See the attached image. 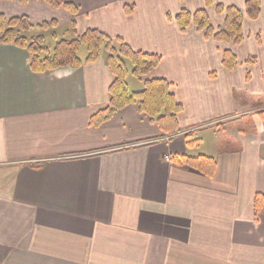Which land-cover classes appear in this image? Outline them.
<instances>
[{
  "label": "crops",
  "instance_id": "obj_1",
  "mask_svg": "<svg viewBox=\"0 0 264 264\" xmlns=\"http://www.w3.org/2000/svg\"><path fill=\"white\" fill-rule=\"evenodd\" d=\"M66 1L76 14L41 0H0V13L160 55L146 78L167 80L182 110L160 126L136 102L93 124L114 79L105 54L36 72L27 49L0 43V264H264V10L235 44L176 16L206 9L218 31L217 5L246 0ZM199 156L212 174L187 160Z\"/></svg>",
  "mask_w": 264,
  "mask_h": 264
},
{
  "label": "trees",
  "instance_id": "obj_2",
  "mask_svg": "<svg viewBox=\"0 0 264 264\" xmlns=\"http://www.w3.org/2000/svg\"><path fill=\"white\" fill-rule=\"evenodd\" d=\"M29 0H21L27 3ZM55 8H65L76 14L78 7L66 0H45ZM217 11L225 14L223 27L218 31L212 25L208 11L201 9L191 13L186 9L176 16L178 25L185 30L186 27L195 26L198 30H205L207 35H213L218 41H226L238 44L243 41V23L245 16L256 20L264 6L261 0H246L245 12L235 6L224 7L217 5ZM75 28L76 23L72 21ZM57 26L56 20L51 22L33 23L29 16H7L0 13V43L14 44L25 48L30 53V66L36 72H46L61 67H80L84 62L80 58L82 47H86L88 55L85 62H95L102 54H108L106 59L113 74V82L109 88V104L92 118L93 124L101 123L110 118L115 111L130 103H138L140 110L155 119L160 126L166 124V120L174 124L177 114L182 110V105L175 98L165 79H149L148 75L159 66L162 57L158 54L134 50L122 38L113 39L98 29H88L72 40H61L53 48L46 47V39L42 34L28 37L25 33L35 30H48ZM115 42L119 48L115 47ZM223 63L232 66L234 57L226 51ZM130 66L132 71H130ZM132 74L144 82L143 90L131 92L127 83L128 76ZM264 116V110L261 111ZM187 159V158H186ZM200 161L206 164L209 173L215 168V161L206 156L187 159L188 162ZM198 165L197 167L199 168ZM255 215L264 214V192H259L254 198Z\"/></svg>",
  "mask_w": 264,
  "mask_h": 264
},
{
  "label": "rangeland",
  "instance_id": "obj_3",
  "mask_svg": "<svg viewBox=\"0 0 264 264\" xmlns=\"http://www.w3.org/2000/svg\"><path fill=\"white\" fill-rule=\"evenodd\" d=\"M41 1L46 2L45 0H41ZM67 2H69V1H67ZM53 20H56V22H57V26L55 28H50L48 30H42V31L41 30L30 31L29 33L26 32L25 35L28 37H31L32 35L42 34L44 36V38L46 39V47H48L49 49L53 48L61 40H65V39L72 40V39H75L77 37L76 36L77 34L75 33V30H74L72 23L71 24L70 23H64L63 20H62V22H60L61 19L59 20V18L58 19L53 18L51 20H44L42 22H45V21L51 22ZM42 22H40V23H42ZM114 45L116 48L120 47L119 44L116 42ZM82 48H84V49L83 50L81 49L82 50L81 54L84 56L88 55L87 48L85 46ZM107 55L108 54L105 53L106 57H107ZM256 107H259V105ZM261 109H263V108H261ZM261 109L258 108L257 110H261ZM165 122H166L167 126H171V123L169 120H166Z\"/></svg>",
  "mask_w": 264,
  "mask_h": 264
}]
</instances>
